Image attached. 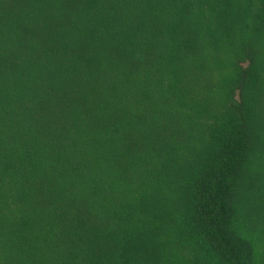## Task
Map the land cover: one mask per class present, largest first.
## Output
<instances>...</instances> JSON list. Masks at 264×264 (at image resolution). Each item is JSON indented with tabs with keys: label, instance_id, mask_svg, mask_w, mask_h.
Here are the masks:
<instances>
[{
	"label": "trees",
	"instance_id": "1",
	"mask_svg": "<svg viewBox=\"0 0 264 264\" xmlns=\"http://www.w3.org/2000/svg\"><path fill=\"white\" fill-rule=\"evenodd\" d=\"M0 264H264V0H0Z\"/></svg>",
	"mask_w": 264,
	"mask_h": 264
}]
</instances>
